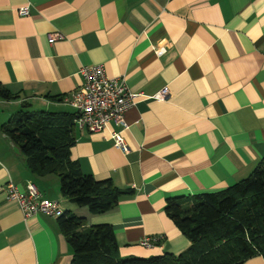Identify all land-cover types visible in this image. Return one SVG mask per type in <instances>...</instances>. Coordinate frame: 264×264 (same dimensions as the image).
Segmentation results:
<instances>
[{"label":"crops","instance_id":"0c3cea01","mask_svg":"<svg viewBox=\"0 0 264 264\" xmlns=\"http://www.w3.org/2000/svg\"><path fill=\"white\" fill-rule=\"evenodd\" d=\"M98 64L142 96L124 113L126 152L110 138L119 124L98 132L74 124L70 158L128 191L92 214L60 194L57 174L30 171L1 125L22 105L76 114L62 97L81 85L82 65ZM0 84L15 96L0 98V264L72 259L58 217H24L7 183L18 191L33 183L86 225L109 224L121 257L178 254L189 242L166 198L222 190L264 155V0H0ZM145 236L157 240L144 247Z\"/></svg>","mask_w":264,"mask_h":264},{"label":"trees","instance_id":"16d2710c","mask_svg":"<svg viewBox=\"0 0 264 264\" xmlns=\"http://www.w3.org/2000/svg\"><path fill=\"white\" fill-rule=\"evenodd\" d=\"M0 98L11 95L0 84ZM75 114L15 112L1 131L34 173H55L59 192L76 206L100 214L128 193L109 179L97 180L70 158ZM164 211L188 240L178 254L121 257L109 224L86 225L83 217L66 210L57 220L72 251L70 264H241L260 255L264 259V155L244 178L215 192L167 197Z\"/></svg>","mask_w":264,"mask_h":264},{"label":"built area","instance_id":"2783aa9c","mask_svg":"<svg viewBox=\"0 0 264 264\" xmlns=\"http://www.w3.org/2000/svg\"><path fill=\"white\" fill-rule=\"evenodd\" d=\"M19 15H27L26 6L18 8ZM60 34H51L50 40L59 38ZM82 82L79 87L62 97V101L75 110L73 123L79 128H86L90 132H98L112 123L120 125V130L111 131L110 138L114 146L121 151L128 150L121 133L127 128L124 113L142 96V93L132 92L126 87L121 78L108 77L104 67L98 65H82L79 68ZM167 95V88L158 91L154 97L163 99ZM7 199L16 201L24 217L42 213L49 217H58L63 214L61 204L54 199L40 195L33 183L28 182L24 191H18L12 183L6 184ZM156 238L145 236L140 245L150 247Z\"/></svg>","mask_w":264,"mask_h":264},{"label":"rangeland","instance_id":"374dc122","mask_svg":"<svg viewBox=\"0 0 264 264\" xmlns=\"http://www.w3.org/2000/svg\"><path fill=\"white\" fill-rule=\"evenodd\" d=\"M86 207V206H85ZM88 209V208H87Z\"/></svg>","mask_w":264,"mask_h":264}]
</instances>
